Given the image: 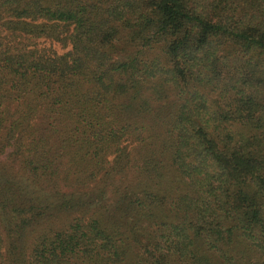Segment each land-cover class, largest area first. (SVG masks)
Segmentation results:
<instances>
[{
    "label": "trees",
    "instance_id": "obj_1",
    "mask_svg": "<svg viewBox=\"0 0 264 264\" xmlns=\"http://www.w3.org/2000/svg\"><path fill=\"white\" fill-rule=\"evenodd\" d=\"M0 264H264V0H0Z\"/></svg>",
    "mask_w": 264,
    "mask_h": 264
},
{
    "label": "rangeland",
    "instance_id": "obj_2",
    "mask_svg": "<svg viewBox=\"0 0 264 264\" xmlns=\"http://www.w3.org/2000/svg\"><path fill=\"white\" fill-rule=\"evenodd\" d=\"M54 49L60 54L63 53L65 50L64 49H60V47L56 44H54Z\"/></svg>",
    "mask_w": 264,
    "mask_h": 264
}]
</instances>
